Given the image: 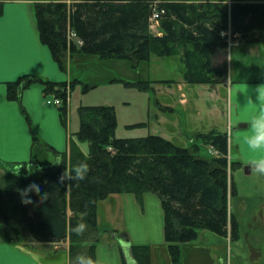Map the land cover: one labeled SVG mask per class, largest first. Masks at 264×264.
Instances as JSON below:
<instances>
[{
    "label": "trees",
    "instance_id": "16d2710c",
    "mask_svg": "<svg viewBox=\"0 0 264 264\" xmlns=\"http://www.w3.org/2000/svg\"><path fill=\"white\" fill-rule=\"evenodd\" d=\"M34 7L41 41L63 73L68 71L69 57L76 55L129 61L134 68L153 58L181 55L186 83L216 85L226 83L229 75L225 58L229 37L225 32L231 31L232 39L245 45H264V2L46 0L36 2ZM156 11L161 35L151 32ZM121 81L140 91L155 82ZM35 82L45 86L46 94L62 101L60 109L66 124L69 90L82 82L73 80L69 86L32 76L8 83V98L20 102L23 89ZM82 87L86 93L98 85L82 83ZM78 113L79 130L69 152H55L54 163H33L32 173H6V187L0 190L3 241L20 243L25 236L43 244L69 240L71 264H75L77 255L100 264L96 259L101 241L99 203L123 194H133L143 203L147 193L161 200L165 242L175 264L180 262L181 244L197 240L203 231L230 237L231 241L239 238L240 224L230 210V202L238 194L232 172L242 164L229 160L227 132L192 134L188 136L189 146L180 147L160 135L119 137L114 106L82 105ZM144 126L147 123L126 127ZM80 143H89V154L82 151ZM58 160L62 164L57 165ZM81 161L90 165L89 178L61 183L59 177L65 169L71 170ZM31 183L49 193L44 203H39L35 194H30L32 204L21 203L20 190ZM80 222L87 225V231L77 236L72 228ZM123 258L125 264H152V248L132 245L130 252L123 250Z\"/></svg>",
    "mask_w": 264,
    "mask_h": 264
},
{
    "label": "crops",
    "instance_id": "0c3cea01",
    "mask_svg": "<svg viewBox=\"0 0 264 264\" xmlns=\"http://www.w3.org/2000/svg\"><path fill=\"white\" fill-rule=\"evenodd\" d=\"M38 1L46 0H0V9H2L0 20L3 21L2 42H0L3 51L2 62H0V190L6 187L7 172L26 173L31 170L33 163H54L57 158L55 152L60 154L69 152L70 142L75 140V133L71 129L72 125L75 126L71 108L73 93L69 95L66 124L60 107L53 102H48L55 100V96L46 94L45 86L40 82L32 83L23 89L20 102L8 98V83L32 76H39L53 83L66 82L69 86L73 80L85 83L81 77L73 79L72 64L76 57L87 61V56L69 57L68 71L63 73L53 59L48 46L42 43L34 16V6ZM249 1L264 2V0ZM238 46L243 47L244 44L235 41L228 50V58L232 49ZM249 48L261 49L260 45L243 47L247 52ZM178 57L184 65L181 55ZM184 71L178 80H169L168 84L156 83L155 88L153 87L157 90L155 94L158 95H155L154 101L151 100V117L148 118V122L143 121L151 127L150 134L160 135L180 147H188L189 135L213 130L227 132L230 140L232 138V143H235L241 151L238 161L247 165L251 160L261 159L260 156H263L264 152H256L259 156L257 158L247 156L249 147L245 138L251 134L248 133L247 136L242 133L238 124L244 122L248 125L246 128H250L251 119L264 106L259 104L256 92V88L264 85V81L236 82L230 76L229 70L226 83L188 84L184 80ZM123 104H130V102L124 101ZM88 105L96 104L88 103ZM117 110L116 107L119 121ZM35 138L36 145H34ZM82 144H79L81 149ZM211 152L217 154L215 150ZM107 200L111 202L109 213L114 220L118 212L121 209L125 210L126 207L127 215L140 221L144 219L146 210L150 212L152 210L156 219L158 221L161 219L165 227L164 210L156 194L147 193L143 203H139L133 194L114 195ZM244 200L246 201V198ZM111 211L114 213L112 214ZM114 231L115 228L109 232L113 234ZM114 235L117 237L116 233ZM125 237L128 239L123 242L100 241L96 247L98 263L125 264L123 250L130 252L132 245L151 244L152 264H175L166 242H134L128 234ZM255 238L256 245L259 246L258 243L262 241V238L260 235H256ZM48 245H54L53 249H49ZM182 245L188 254L181 253L179 264H217L218 258L211 253L210 245L202 244V242H189ZM58 251L60 252L57 255ZM252 252L254 254L253 250ZM251 259L253 263H256L260 259V254L257 252ZM0 264H71L69 240L56 244H43L32 242L28 236H25L20 243H9L3 241L0 236Z\"/></svg>",
    "mask_w": 264,
    "mask_h": 264
},
{
    "label": "rangeland",
    "instance_id": "374dc122",
    "mask_svg": "<svg viewBox=\"0 0 264 264\" xmlns=\"http://www.w3.org/2000/svg\"><path fill=\"white\" fill-rule=\"evenodd\" d=\"M67 1L72 2L73 0ZM228 5H231V1L228 2ZM34 16L36 19L35 10ZM151 32L159 35V24L154 25ZM235 41L240 40H233L232 45L229 44V48L234 45ZM240 43L244 44L242 41ZM244 46L246 45L244 44ZM243 47H234L229 54V58L228 54L225 57L229 65L230 76L236 82L264 81V45H260V50L249 48L248 52L244 51ZM257 52L258 55H256ZM86 59L87 61L78 57L74 59L75 61L72 64L74 67L73 79L81 77L85 83L96 84L98 87L86 93H83L82 85H77L72 92L69 90V93H73L71 108L73 122L76 126H71L73 133L79 130V107L94 103L96 105L117 107L119 114L117 135L119 137L135 138L151 135V127L128 129L126 126L133 123H143V121L148 122V118L152 115L151 100L154 101L155 95H158L155 94L157 90L154 89L156 83H152L148 90L140 91L134 87H127L121 80L133 83L158 80V83L167 81L162 84H168L169 80H178L182 77L185 65L181 64L180 58L178 56L153 58L150 62L142 63L138 68H134L129 61H105L98 56H87ZM124 101H129L130 104H123ZM239 123L243 124L244 122ZM239 130L247 136L248 133L252 134L251 127L240 128ZM82 149L86 154H89V143H83ZM239 152L241 151L235 143H232L231 138L229 160L244 165L240 160L238 161ZM247 156L259 157L256 152L250 149L247 150ZM260 157L262 159L264 155ZM249 166L245 164L232 172L238 194L233 197L231 206L232 212L236 215L240 224L239 238L231 241L230 237H222L206 230L203 231L205 233H201L202 235L197 240L192 241L210 245L211 253L218 258L217 264H264V177H260L254 172L247 173L246 169ZM34 171L31 168L30 173ZM244 198H246V201H243ZM109 207H111L109 200L100 202L98 219L99 231L103 235L101 242H113L114 240L115 242H123L128 239L125 237L126 234L131 236L134 242H165L163 222L161 219L159 221L156 219L152 210L151 212L146 210L144 219L140 221L127 215L126 207L125 210L121 209L118 212L119 216L117 215L116 220H114V217L109 213ZM111 213L114 212L111 211ZM114 228V233L110 234L109 231ZM115 233L117 237H115ZM256 235H260L262 238V241L258 243L259 246L256 245ZM121 246L124 248L122 243ZM182 246L181 244V253L187 255L188 251H185ZM47 247L53 249L54 245H48ZM256 251L260 254V259L253 263L251 258L257 254Z\"/></svg>",
    "mask_w": 264,
    "mask_h": 264
},
{
    "label": "clouds",
    "instance_id": "9594fccd",
    "mask_svg": "<svg viewBox=\"0 0 264 264\" xmlns=\"http://www.w3.org/2000/svg\"><path fill=\"white\" fill-rule=\"evenodd\" d=\"M258 93L257 99L259 104H264V85H260L256 88ZM250 103L251 100H249ZM250 126L252 134L245 138L250 150L254 152H264V106L261 107L260 112L255 115L251 121ZM57 165L62 164V161L58 160ZM251 167V171L256 173L260 177H264V158L258 160H251L248 162ZM90 165L86 161L77 163L71 170H66L59 177L61 183L65 180L74 182L83 181L89 178ZM30 194H35L39 198V203H44L49 198V193L41 192L40 186L31 183L24 189L20 190L21 203L24 205L32 204ZM72 231L77 236H82L87 231V225L84 222L77 223ZM75 264H95L91 257H84L77 255Z\"/></svg>",
    "mask_w": 264,
    "mask_h": 264
},
{
    "label": "built area",
    "instance_id": "2783aa9c",
    "mask_svg": "<svg viewBox=\"0 0 264 264\" xmlns=\"http://www.w3.org/2000/svg\"><path fill=\"white\" fill-rule=\"evenodd\" d=\"M159 16H160V15H159V13H158L157 11L153 14V16H152V18H151L152 28L154 27V25H158V24H159ZM224 35H228V37H229V39H228L229 44L232 45V43H233V39H232L233 35H232V32H231V31H229V32H225ZM48 102H49V103L53 102V103H55L58 107L62 106V101H61L60 99L49 100Z\"/></svg>",
    "mask_w": 264,
    "mask_h": 264
},
{
    "label": "snow or ice",
    "instance_id": "6c2138e0",
    "mask_svg": "<svg viewBox=\"0 0 264 264\" xmlns=\"http://www.w3.org/2000/svg\"><path fill=\"white\" fill-rule=\"evenodd\" d=\"M2 24L3 21L0 20V42H2ZM2 56H3V51H2V46H0V62H2Z\"/></svg>",
    "mask_w": 264,
    "mask_h": 264
},
{
    "label": "water",
    "instance_id": "95a60500",
    "mask_svg": "<svg viewBox=\"0 0 264 264\" xmlns=\"http://www.w3.org/2000/svg\"><path fill=\"white\" fill-rule=\"evenodd\" d=\"M247 126H248L247 124H239L238 128H246ZM250 171H251V167L249 166L247 167L246 172L250 173Z\"/></svg>",
    "mask_w": 264,
    "mask_h": 264
},
{
    "label": "bare ground",
    "instance_id": "6f19581e",
    "mask_svg": "<svg viewBox=\"0 0 264 264\" xmlns=\"http://www.w3.org/2000/svg\"><path fill=\"white\" fill-rule=\"evenodd\" d=\"M152 23V22H151ZM151 27H152V25H151Z\"/></svg>",
    "mask_w": 264,
    "mask_h": 264
}]
</instances>
